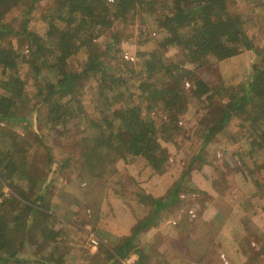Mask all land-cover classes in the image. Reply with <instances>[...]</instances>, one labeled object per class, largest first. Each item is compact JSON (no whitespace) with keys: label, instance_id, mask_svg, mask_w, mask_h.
<instances>
[{"label":"trees","instance_id":"trees-1","mask_svg":"<svg viewBox=\"0 0 264 264\" xmlns=\"http://www.w3.org/2000/svg\"><path fill=\"white\" fill-rule=\"evenodd\" d=\"M48 1V12L36 19L48 25V31L42 33L32 26V17L37 10L35 3ZM242 1L254 11L264 10V0ZM236 4L237 0H0V122L27 120L16 113L20 104L30 108V113L40 116L50 128L43 132L44 137H51L52 129L65 133L70 138L68 150L74 160L67 157L59 162L67 165L74 161V171L85 175L86 184L104 178L108 173L105 157L113 151L120 154L123 162H131L128 157L145 159L155 176L162 180L160 195L142 191L147 197L142 201L151 207L148 215L133 223L120 243L100 244L97 254L91 257L95 264H125L132 255L137 257L132 264H174V260L181 258L191 264H203L212 247L222 245L224 235L205 219L213 207L205 204L209 196L204 195L207 199L198 223L187 218L170 223L168 214L181 207L183 183L187 175L191 176L192 168L194 172L206 171L205 177L219 191L222 182L219 185L220 178L214 177L216 168L204 157L209 145L221 143L226 149L232 146L224 135L235 119L248 124L250 149H264V61L252 64L241 92H233L224 84L231 73V60L253 48L245 16L237 11ZM14 10L19 11L22 19L18 27L7 21ZM143 14H155L157 27L167 37L157 43L156 49L139 53L136 66L122 55L119 38L104 42L102 50L95 42L109 31V21L117 29L121 26L120 36H123L122 29L136 20L142 22ZM169 48L179 50L186 59L184 67L171 65V79L178 83L188 79L191 87L188 92L182 84L177 89L166 88L154 102L146 101L147 107L171 114L175 109L189 113L191 99L214 96L221 103V110L211 127L200 123L187 129L193 131L188 139L197 138L198 151L179 178L170 180L168 185L166 179L173 169L165 144L175 140L181 129L179 115L173 113L172 122L159 124L149 116L143 117L134 104L143 97L136 87L139 77L143 75L148 82L153 80L160 70L164 51ZM114 55L119 58L116 62H112ZM260 56L264 57V53ZM22 63L36 89L33 96L26 92L25 74L22 76L19 71ZM206 74L212 79H205ZM87 95L93 107L91 113L82 115L86 124H72L75 113L81 114L87 107L80 100ZM7 137V131L0 126V264H67L68 250L63 252L64 248L43 237L46 224L41 213H47L51 207L50 182L20 167L15 155H22L24 150L18 144H29L24 140L18 143L13 138L9 145ZM40 139L49 156L52 149L42 136ZM239 175L242 180L238 179L240 176L235 179L239 189L236 197L241 196L242 200L234 209L228 207L229 203L226 205L225 215L229 218L226 229H235L232 240L240 254L245 255L241 245L249 236L261 238L260 253H264V226L251 222L258 206H264V181L249 184ZM4 188L12 193H4ZM217 195L220 199L221 192ZM12 197L19 200L22 209L13 206L17 200ZM20 210L23 215L16 216ZM162 247L168 250L165 252ZM211 254L216 256V251L213 249Z\"/></svg>","mask_w":264,"mask_h":264},{"label":"rangeland","instance_id":"rangeland-1","mask_svg":"<svg viewBox=\"0 0 264 264\" xmlns=\"http://www.w3.org/2000/svg\"><path fill=\"white\" fill-rule=\"evenodd\" d=\"M35 4L37 10H35L34 16L32 17V26L40 32L45 33L48 31V25L40 19H36L39 15L48 12L50 3L48 1L46 3L36 2ZM235 8L245 16L246 26L251 33L253 48L250 51L241 52L231 60V73L225 78L224 84L233 92H241L250 77L249 74L252 64H259L260 61H264V57L260 56L264 53V10L257 8L254 11L252 6L242 0H237ZM13 17L15 20H12ZM155 20V14H143L142 22L136 20L125 30L124 28L122 29L123 36H120L122 34H120L121 26L117 29V25L109 21V31H106L95 42L100 45V49L102 50L104 48V42L112 40L115 37L119 38L118 46L121 48L122 55L134 67L137 65L139 53L151 48L156 49L157 43L162 42L167 37V33L157 27ZM7 21L18 27L22 21L19 11H11ZM164 53L160 70L153 80L148 82L144 79L143 75L139 77L136 87L138 88L139 94H142L143 97L141 100L136 101L134 106L137 109L140 108L143 117L147 118L149 116L159 124H169L172 122L173 113L179 115L178 125L181 129L175 134V140L165 144L169 152V166L173 169L172 175L166 179L165 184L169 185L170 183L168 182L170 180L179 178L182 171L187 167L190 158L198 151L197 138L188 139L189 133L191 134L193 131L190 130L188 132L187 129L194 128L200 125V123H203L205 127H211L219 117L221 103L214 96H209L199 100L191 99L188 105L189 113H182V111L176 109L172 114L171 112H161L158 109L150 110L147 107L148 103L146 101L154 102L158 94H162L166 88L177 89V86L182 84L183 90L188 92L191 87L190 80L182 79L178 83L174 78L171 79L170 76L173 71L171 65L177 64L183 67L185 66L186 59L182 53L177 49L171 48L165 50ZM117 56L114 55V61L112 60V62L119 60ZM26 68V65L23 63L19 65L20 74L22 76L25 74L26 92L33 96L36 93V89L31 77L28 76V70ZM204 77L207 80L212 79L208 74L204 75ZM91 83L92 85L94 84L93 81ZM80 100L82 101V105L87 107L82 109L81 114L79 112L75 113L72 124H86V120L82 118V115L85 116V113L89 114L92 112L93 105L89 101V96L80 97ZM30 112V108L19 104L16 107V113L19 118L24 119V117H27V120H17L9 124L0 122V126L7 131V144L9 142V145H11L13 138L17 139L18 143L20 140H24L29 144L28 146L23 143L18 144L24 150L22 155H15V159L20 167H24L37 178L42 180L46 179L50 182L48 200L51 207L47 213H41L46 224L45 232L43 233L44 240L56 244L58 248L60 246V249L64 248L62 249L63 252L66 249L68 250V254L65 257L67 264H95L91 257L97 254L96 248L100 244H115L114 241L120 243L121 238L129 234V225L148 215L151 207L142 201H146L147 199L146 195L144 193L142 194V191H145L143 188L146 189L147 187L146 182L142 181V179H145L150 172L153 173V170L143 158L129 159L130 157H128V160L131 162L128 163L125 161V163L121 160L120 154L113 151L105 157V168L108 173L101 181L96 180L98 181L97 187L95 185V189L90 190L89 184H86L85 175L82 172L74 171V161L72 163L68 161L69 163L67 165L65 163L61 165L59 162L67 157L70 161L71 159L74 160L68 150L71 147L70 138L63 132L55 131V129L50 130L51 137H44L43 132L48 131L49 127L40 120V116ZM247 125V123H242L239 119H235L229 125L224 135L225 139H228L230 143L232 142V146L226 149L221 146V143H215L214 146L209 145L205 153L204 159L210 161L216 168L214 177L217 176L220 178L218 184L220 185L222 182L219 187V191L221 192L220 199L217 195V192H219L218 188L212 185L211 179L209 180L208 177H205L204 172L206 171L198 169L194 172L192 168L191 176L188 177L186 174L187 178L183 183L184 192L180 196L182 201L181 207L171 210V213L168 214V222H180L185 218L189 222H197L199 213L204 208L203 202L207 199L204 195H207L209 196V200L205 204L213 207L209 209L212 213L207 214L205 219L209 221L210 217H213L212 222L209 221L211 222L209 225L219 232L221 230L226 231V234H229L232 239L234 238L236 233L235 229L233 228V231L232 229L229 230L228 228L227 230L225 228V225L229 224V218L227 216V218L218 216L221 213H216V210L220 209V212L225 215V207L228 203V207H233L232 209H234L240 203V200H242L241 196L239 199L236 197L239 189L235 186V179L239 176L238 179H241V175L239 174H242L245 182L249 184L257 180L264 181V149L260 151L250 149L248 143L250 129ZM87 135L90 134L87 133ZM41 136L52 149L49 156L43 144H41ZM50 139H54L53 141L55 142L50 141ZM212 175L210 178H213ZM150 181H152L154 188H160L162 184L160 182L162 180L156 177L154 173L150 176ZM3 192L12 193L6 188L3 189ZM28 192L29 197L32 198L31 191L29 190ZM12 199L17 200L13 204L14 207L23 208L19 205L17 198L12 197ZM254 203L258 204L256 200H254ZM258 207L255 216L253 215L251 217V222L264 226V206ZM93 208H95V211L98 208L101 209L95 213L94 217H89L88 213L92 212L91 210ZM108 208H128L130 210V217L128 218L130 222H128V226L123 225L124 221L121 218H118L119 221L116 222V214L111 213ZM190 209L194 210V217L189 215L188 211ZM22 215L23 211L20 210L16 216ZM218 221H221V223H226L227 221V223L219 225ZM69 230L70 233H68ZM196 231L193 230V232ZM61 234L63 237H61ZM164 236L167 235L165 234ZM93 237L97 240V245L91 243ZM262 244L259 236L258 238L249 236L246 238V242L241 245V248L245 252V255L241 254V260L234 261L237 260L235 259V254L232 253L233 251L231 249H227L226 247L225 250L230 259L226 256L225 258L229 260V264H264V253H260ZM161 250L166 252L168 249L162 247ZM36 251L33 254H37ZM222 256L224 255L220 251L216 253V256L213 254L211 260L215 258L218 260V264H224L221 259ZM164 264L167 263L164 262ZM174 264L191 263L181 258L174 260Z\"/></svg>","mask_w":264,"mask_h":264},{"label":"crops","instance_id":"crops-1","mask_svg":"<svg viewBox=\"0 0 264 264\" xmlns=\"http://www.w3.org/2000/svg\"><path fill=\"white\" fill-rule=\"evenodd\" d=\"M152 174L153 173L150 172L148 174V176L145 177V179H142V181L146 182V186L147 187H146L145 191H146L147 194H154V196L160 195V193H161L160 192V188H157V187L154 188L152 181H150V176ZM97 182L98 181L94 180V181H92L89 184L90 190H94L95 189V185L97 187ZM100 209L101 208H98V210H100ZM108 209L110 210V212L116 214L115 215V221L116 222L119 221L118 218H121L124 221L123 225L124 226H128V222H130V220L128 219L130 217L129 216V213H130L129 211L130 210L128 208H108ZM98 210L95 211V208H93V210H91L92 212H89L88 213V216L89 217H94L95 213H97ZM217 212H219V213L222 214V215L220 214L218 216H221V217L223 216L224 218H227L226 215H224L222 212H220V209L219 210L217 209L216 210V213ZM209 213H212V211L208 212V214ZM212 220H213V217H210V220L209 221L212 222ZM214 220H215V218H214ZM216 220H218V219H216ZM206 221H207L208 224H211V222H209L207 219H206ZM173 222L174 223H179L177 221H173ZM218 223H219V225H223V224H226L227 221H226V223L225 222L224 223H221V221H218ZM132 226H133V223H131L128 228L130 229ZM225 228H226V225H225ZM225 232L226 231H224V230L223 231L221 230V232H220V233H222L224 235L223 236L222 245L216 244L214 247H212V249L210 250V252L208 254V257L206 258V260H205V262L203 264H218L219 263L218 260H216L215 258L213 260H211V257L213 256V254H211L213 252V249L216 251V253H219L221 251L222 254L224 255V257L226 256L227 258L230 259L229 255L227 254V251L225 250V247L227 249H231L233 251L232 253L235 254V259H237V260H234V261H239L242 258L241 254H240V250H238L237 244H235L234 241L232 240L231 236L229 234H226ZM114 243L115 244H118L116 241H114ZM227 258H225V259H227ZM136 259H137V257L135 255H132L128 260H130V262L133 263ZM210 260H211V262H210ZM228 262H229V260H228ZM167 264H169V263H167Z\"/></svg>","mask_w":264,"mask_h":264},{"label":"built area","instance_id":"built-area-1","mask_svg":"<svg viewBox=\"0 0 264 264\" xmlns=\"http://www.w3.org/2000/svg\"><path fill=\"white\" fill-rule=\"evenodd\" d=\"M108 2H113V0H108ZM188 213H189V215H191V217H194V210H193V209H190V210L188 211ZM91 243H92L93 245H97V240L93 237L92 240H91ZM221 259L223 260V263H224V264H229L228 261L225 259L224 256H222ZM125 264H132V262H130V260H127Z\"/></svg>","mask_w":264,"mask_h":264}]
</instances>
